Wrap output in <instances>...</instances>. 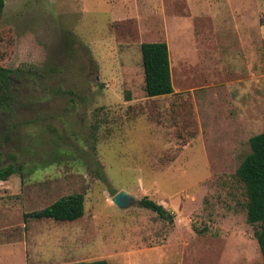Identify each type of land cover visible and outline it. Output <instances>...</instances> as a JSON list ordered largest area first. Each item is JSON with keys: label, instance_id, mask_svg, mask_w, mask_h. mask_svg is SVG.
Segmentation results:
<instances>
[{"label": "rangeland", "instance_id": "obj_1", "mask_svg": "<svg viewBox=\"0 0 264 264\" xmlns=\"http://www.w3.org/2000/svg\"><path fill=\"white\" fill-rule=\"evenodd\" d=\"M263 26L264 0H5L0 264H264L236 176L264 131ZM159 41L175 91L149 97ZM72 193L81 218L25 220Z\"/></svg>", "mask_w": 264, "mask_h": 264}, {"label": "trees", "instance_id": "obj_2", "mask_svg": "<svg viewBox=\"0 0 264 264\" xmlns=\"http://www.w3.org/2000/svg\"><path fill=\"white\" fill-rule=\"evenodd\" d=\"M5 8V0H0V17ZM143 67L145 73L146 92L149 97L172 94L174 90L170 49L166 41L143 42L141 45ZM17 70L0 65V80L4 81L8 90L12 91V74ZM0 97V113L13 107L12 93L9 97ZM251 151L241 162L236 176L243 185L246 194L248 223L257 226L255 236L264 257V131L250 138ZM17 172L10 164L0 167V181L7 180ZM140 204L154 210L161 217L170 219L165 206L148 196L140 200ZM85 212V197L82 193H72L61 197L50 206L39 211L25 213V220L30 217L52 218L57 221H73L81 218ZM66 264H108L106 259L78 261Z\"/></svg>", "mask_w": 264, "mask_h": 264}, {"label": "water", "instance_id": "obj_3", "mask_svg": "<svg viewBox=\"0 0 264 264\" xmlns=\"http://www.w3.org/2000/svg\"><path fill=\"white\" fill-rule=\"evenodd\" d=\"M113 202L120 207L131 206L135 202V198L125 191H119L113 197Z\"/></svg>", "mask_w": 264, "mask_h": 264}, {"label": "crops", "instance_id": "obj_4", "mask_svg": "<svg viewBox=\"0 0 264 264\" xmlns=\"http://www.w3.org/2000/svg\"><path fill=\"white\" fill-rule=\"evenodd\" d=\"M262 34H263V36H264V26H263V29H262ZM252 44H253V49H254V53H255V37H253V42H252ZM169 45V44H168ZM171 58V57H170ZM255 77H256V75H255V72H253V75H252V81H253V83H254V81H255ZM173 79V78H172ZM27 264H28V260H27Z\"/></svg>", "mask_w": 264, "mask_h": 264}, {"label": "bare ground", "instance_id": "obj_5", "mask_svg": "<svg viewBox=\"0 0 264 264\" xmlns=\"http://www.w3.org/2000/svg\"><path fill=\"white\" fill-rule=\"evenodd\" d=\"M204 260V259H203ZM200 262V261H199Z\"/></svg>", "mask_w": 264, "mask_h": 264}]
</instances>
